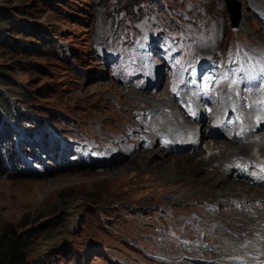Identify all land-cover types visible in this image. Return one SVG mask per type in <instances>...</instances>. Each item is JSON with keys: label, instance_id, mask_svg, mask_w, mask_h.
Here are the masks:
<instances>
[{"label": "rangeland", "instance_id": "obj_1", "mask_svg": "<svg viewBox=\"0 0 264 264\" xmlns=\"http://www.w3.org/2000/svg\"><path fill=\"white\" fill-rule=\"evenodd\" d=\"M236 1L239 27L226 0H0V263L16 236L22 264L264 263L251 248L264 245L251 238L264 192H249L261 204L221 196L264 179L236 159L198 163L227 140L194 81L246 94L234 68L264 61V0ZM196 89L203 101L185 110ZM176 114L191 132L166 134Z\"/></svg>", "mask_w": 264, "mask_h": 264}, {"label": "bare ground", "instance_id": "obj_2", "mask_svg": "<svg viewBox=\"0 0 264 264\" xmlns=\"http://www.w3.org/2000/svg\"><path fill=\"white\" fill-rule=\"evenodd\" d=\"M261 48H263V50H264V45H262ZM214 52H215V50H214ZM210 54L212 55V52ZM263 63H264V61H263ZM255 71L258 72V70H256V69H255ZM177 82H178V80H177ZM231 85H230V87H224V88L223 87H219V88L207 87V89H204V92L206 94L210 95V99L208 96L203 97V100L206 101L205 104L207 102H210L212 106H215L214 109H211V108L208 109L210 117L215 118L220 114V116H218L217 118H221V120H223L222 125H220L219 123H218V125H215L220 130H215L214 126H213V131H215V136H218V134L223 136V134H224L223 137H226L225 139L227 141H220V140H214L213 141V139H211V141L208 143L209 147L211 148L213 146V151L215 149L219 150V154H218V152L214 151L210 155L211 158H209L210 159L209 161H206V159H205L206 157L203 158L201 156L200 159L198 160V163L200 165H203L205 169H210V170H213L214 172H222L225 168L228 167V164L232 160L234 161L236 159L237 161L236 160L235 161L237 163L240 161L239 163L246 166L247 168H251V167L253 168L254 167V171H255L256 176L264 179V166L260 165L259 161L257 159L251 158L250 155H248L249 150L256 143H260V147H261L260 151L262 152L261 156L264 155V130L261 131L259 137L256 136L255 138H253L254 135L252 133L254 131H256L255 127H257L258 124H255V121L252 120L250 117V112H254L255 116H258L259 114L264 115V112H261L260 110H258V97H259L260 93L257 90L256 91L251 90L250 92H248L246 84H244V86L246 88L245 89L246 94H244L243 90H240V92L238 93V89L235 86L231 87ZM174 86L176 87V85H174ZM240 88H241V86H240ZM198 91H199V89H196L193 91V92H195V95L193 93H191L190 96H186V104L185 105L183 104L185 110H188L191 108L194 109L200 104L201 101H203L202 97H201L202 95L201 96L198 95ZM235 91H237V93ZM218 92H220V98H219L220 104L217 103V98H216V94ZM179 94L183 95L181 91L179 92ZM153 99H154V97H152V98L148 97V100H153ZM160 103H164V102L161 101ZM226 104H229V105L225 111V114L223 115V114H221V110L225 107ZM246 105H247V107H249L248 110L245 109V108H247ZM155 108H156V106H155ZM253 108L256 110V112L252 111ZM208 112H205L204 114L207 113V115H208ZM229 112H230V119L231 118L234 119L235 123L228 126L229 130L225 131L224 125H225V121L227 118L226 113H229ZM175 113H176V111H175ZM188 114H189V112H188ZM221 115H223V116H221ZM176 116L178 119L177 123L174 126L167 125L168 126V130L166 129L167 135H169V136H177L178 135L179 136L182 134L189 133L193 130L194 124L192 122L188 121L185 117H181L180 114L179 115L176 114ZM206 120H207V116H204V121L202 120L204 124H205ZM170 122H171V120H170ZM173 123H174V121H173ZM211 123H214L213 120L211 121ZM241 124L242 125L244 124L246 127H249V131H245V136H243V137H240L238 135V133H236L238 131L240 132L239 128H240ZM259 125H260L259 127L264 126V117L262 120H260ZM232 127H235V133L234 134L230 133V129ZM218 131H220V132L218 133ZM158 133H160V132H158ZM246 136H252L253 139L250 140ZM207 137H213V135L208 131H203L201 137L197 138V142L204 141V139H206ZM239 141H240V143H239ZM235 142H238V144H240V145H236ZM209 150H211V149H209ZM202 152L203 151H200V153H202ZM233 166H236V165L234 164ZM262 186L264 187V184ZM228 190L229 191L227 193H223V195H221L222 199H228L230 202H234V201H238V200L250 201L252 203L258 202L260 204L263 202V201L261 202L260 196H253L249 192L253 191V192H256L259 194L261 192H264V190L258 189L256 187H251V186H249V183L240 185L238 183H235L233 180V182L228 186ZM251 207L254 210H256V213L258 211H260V214L262 216V222L258 221L257 215L253 216L254 217V222H253L254 224L253 225H255V227L252 230L251 238H253V240H261V238H264V206H257L258 207L257 208L256 206L254 207L252 205ZM251 207H250V212L252 213ZM230 241L231 240H229V242ZM232 242H233V240H232ZM251 248H252V251L254 253V256L252 258H255V256L261 255L262 253H264V245L256 243V245L251 246ZM227 249H229V247H227L223 250L229 251ZM241 252H244V253L245 252H251V250L248 248L244 249V250H239V253H241ZM213 254H215V252H213ZM261 260L264 261V255H263V257H261ZM254 261H256V260L253 259V262ZM254 264H257V263H254ZM261 264H264V263L261 262Z\"/></svg>", "mask_w": 264, "mask_h": 264}, {"label": "trees", "instance_id": "obj_3", "mask_svg": "<svg viewBox=\"0 0 264 264\" xmlns=\"http://www.w3.org/2000/svg\"><path fill=\"white\" fill-rule=\"evenodd\" d=\"M23 247V241L21 236L10 239L8 243V249L5 251L4 262L0 264H22L21 251Z\"/></svg>", "mask_w": 264, "mask_h": 264}, {"label": "water", "instance_id": "obj_4", "mask_svg": "<svg viewBox=\"0 0 264 264\" xmlns=\"http://www.w3.org/2000/svg\"><path fill=\"white\" fill-rule=\"evenodd\" d=\"M227 8L234 27H239L242 20V5L236 0H226Z\"/></svg>", "mask_w": 264, "mask_h": 264}]
</instances>
